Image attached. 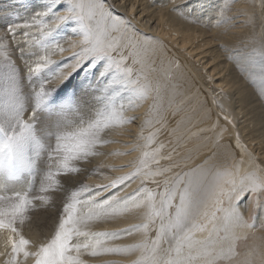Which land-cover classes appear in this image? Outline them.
<instances>
[{
  "label": "rangeland",
  "instance_id": "rangeland-1",
  "mask_svg": "<svg viewBox=\"0 0 264 264\" xmlns=\"http://www.w3.org/2000/svg\"><path fill=\"white\" fill-rule=\"evenodd\" d=\"M97 1L99 0H92L90 2L93 4V2ZM131 1L136 2L137 6L146 12L147 19L151 20L150 22H154L159 29L161 27L162 34L165 35L164 42L157 44V41L155 42L156 38L150 39L149 35H143L131 22L123 24L121 14H117L116 10L114 11L116 5L111 1L112 5L108 7L110 14L107 18L109 22L108 31L112 33L117 32V43L114 50H110V54L111 56L120 55L123 49L125 52L122 53L129 55V57H127L128 55L126 57L135 65L137 70L136 75L140 83L139 87L142 88L148 83H153L154 100L159 101L161 93L166 91V95L164 96L167 97V101L164 99L166 104L163 107L168 108L167 111L165 108L157 106L154 102V112L155 110H161L163 116L154 115L151 111L149 124L142 126L143 128L152 129L158 124L157 126L160 128L158 133L160 135L157 141L155 142V137L151 134L147 137V142L144 143L146 141L144 138V141L139 140V142L145 145L151 142L152 146L166 140L165 144L167 145L164 148L165 152H163L164 154L166 153V158L168 159L160 165L162 161H159L160 157L153 150L155 149L154 147L140 160L137 173L131 175L129 174L130 171L122 173L115 179L104 183L105 185L103 184L101 187H96L92 191H89L88 196L85 195L80 198L82 201L88 200L89 197L94 198L89 204L80 206V210H84L86 214L90 210L93 213H101L98 219H93L88 221V224L80 225L81 231L85 230L84 232L91 234L117 233L119 235L118 238H112L107 235L95 237L74 236L72 244H83L85 242L94 244L95 240L99 239L102 241L99 245L101 249H127L121 252H109L110 255H108V252H101L99 255L93 256L90 254L91 249L85 250L82 248L79 253V255H82H80L79 259L84 264H151L154 256L163 260L176 259L178 240L182 239L189 232L193 224L202 223L207 225L209 223L208 219L202 214L203 210H201L200 213H192L180 229L170 226V222L175 216L176 207L179 205V192L187 185L199 188L203 192H210L217 182H219L223 186L225 193L222 195L223 197H219L221 200L219 207L222 209L227 207L225 200L227 188L224 186L226 184L224 180L228 177V180H230L234 168L233 163L237 168L240 165L238 162L241 159L238 158L239 154L233 150V148H236L232 144V138L234 136L237 138L235 132L230 133L229 130L222 132L221 129H218V127L220 128L219 125L212 129L208 127L218 117L222 122L227 121L235 126L232 117L228 118V115H233L230 109V113L227 114L228 108L226 109V106L229 107L226 105L227 92L221 89L220 85L225 87V89H229L232 86L239 87L244 92V95L241 94L235 101L236 112L239 113L237 118L239 125L235 126V130L237 127L242 128L243 135L248 140L253 141V148L247 147L248 150L250 149L248 153L251 155L248 156L245 149L241 153L245 154V157H254V159L252 162L246 163L247 165L244 164L243 160L241 161L244 164L242 165L243 171L246 172H242V176H245L247 173H254L264 178V6H259V0L258 2L257 0ZM88 5L86 6L88 7ZM95 31L94 35L96 36L98 30L96 29ZM184 36L190 37L192 41L186 45L185 49H182ZM150 43L152 50L149 47ZM167 46H169V49ZM146 47L150 48V50ZM153 47L155 48L153 49ZM186 49H193L194 54L187 55ZM195 53L198 55L196 56ZM18 59H16V62L19 64V68L25 71L20 62L23 60L21 58ZM105 59L107 58L99 59V61L103 62ZM181 59H184L187 63H182ZM124 63V61L117 62V65H120V70H122L121 65H125ZM89 66L91 65L87 60V65L83 66V70L88 69ZM119 69L116 68L114 70ZM113 74L112 70L109 76L111 77ZM210 74H212L211 77L213 79L210 77ZM24 79L25 83H28V77H24ZM107 80L111 79L107 76L105 81ZM90 81L96 82V79L94 81V78H91ZM121 88L123 89H121L122 91H120L119 95L124 97L127 95V87L121 86ZM113 92H117V90H113ZM107 94L105 93V95ZM107 96H112V100H115L116 95L108 94ZM119 97L116 98L117 102L121 98ZM180 124L181 126H179ZM164 136L165 138H163ZM140 149L143 148L140 147ZM159 153L161 154V152ZM232 161L233 163H231ZM230 163L232 167H230ZM163 165L166 166L161 167ZM158 166L162 170V173L157 174V171L154 172L152 170ZM248 166L253 170L251 171V168H248ZM129 167L130 164L127 167H113V170L118 174V168L124 171ZM23 168L17 161H13V169L17 175L15 182L14 180H7L3 176H0V178L2 177L0 185H7L9 183L16 187L31 188L33 182L30 179L24 183L29 176V172L27 168ZM225 173H229L230 175L226 176L224 175ZM141 175H143L142 177L146 184L153 186L157 183L153 188L161 187L162 189L157 191L162 192L165 190L164 194L168 192L176 193L171 207L165 208L162 199L163 195H158V199H160L155 202V211L150 207V211L145 212L143 216H141V213L137 214L136 222L132 225L113 227L117 223L118 216L119 218L128 216L134 210L137 203L139 204L145 199L144 196L147 193L142 192L144 184L142 183L137 187L134 186L139 181ZM124 177L130 178L121 183L120 180ZM164 184L166 187H164ZM228 194H230V191ZM0 195L7 197V194L4 193V188ZM236 195L242 197H238L233 204L238 210L241 219L237 220L235 217L229 218L228 216H226V219L224 217L226 212L222 211L221 213L218 211L216 212L215 220L211 221L212 225L208 224L205 229L207 232L211 231L212 233L210 232L207 235L205 231H201L200 233V231L191 229L193 246L189 248L185 242L179 254L181 259L187 257L189 254L194 255L195 259L186 261V264H194L196 261V264H264V191L257 194L251 192L249 189H245L236 192L235 198ZM104 201H110L113 207L127 210L119 214H105V212L111 211L107 205L104 208L97 207V205L102 204ZM78 207L76 214L78 216H85L84 213L79 212ZM155 213L156 215H154ZM151 216L152 218L155 216V218L149 222ZM224 220L227 221L225 222ZM144 225L149 226L145 228ZM162 225L164 233L161 232ZM217 229H219V232ZM231 229H233V232ZM199 235H203V237H201L202 241L199 239L198 242L196 237ZM185 247L186 250H184ZM230 248L232 249L231 254L229 253ZM165 254L166 256H164ZM70 255L75 257L77 253L73 250L70 252ZM33 258L30 256L26 264H35V258ZM7 259H4V261ZM4 261L2 259L0 264H4Z\"/></svg>",
  "mask_w": 264,
  "mask_h": 264
},
{
  "label": "bare ground",
  "instance_id": "bare-ground-1",
  "mask_svg": "<svg viewBox=\"0 0 264 264\" xmlns=\"http://www.w3.org/2000/svg\"><path fill=\"white\" fill-rule=\"evenodd\" d=\"M90 1L92 2V0H55V3H54L53 0H0V53H5L10 57V60L12 61V63H14L17 66V68L20 70L19 74L23 77H28V68L30 66L34 67L35 64L40 62L41 58L46 56V55L49 56L52 61H54V64L50 65L51 68L55 69V68L59 67V68H62L65 72H67L69 74L76 72V70L72 68V65L76 63V59H75L76 54L81 53L84 48L90 47L91 45L82 43V41L84 40L83 29L81 28V25L77 20L70 19L66 22H60L57 18L59 16H63V15H71V13L69 12V8L73 7L75 5H78V4H83L85 6L84 7V13H85V15H87L89 9L86 5L92 4ZM111 1L114 5H116L114 11L116 10L117 14L118 13L121 14V16H122L121 21L123 22V24H127L128 22H131V24L133 26H135L137 28V30L140 31V33H142L143 35H149L150 39L156 38L155 42L157 41L156 42L157 44L164 42L163 39H164L165 35L162 34L161 27L159 29L158 26L155 25L154 22H150L151 20L147 19L146 12L144 10H142L141 8H139L137 6L136 2H133L131 0H99V1L95 2L96 4L93 2V5L99 6L97 9L94 10L93 18L91 20L86 19L84 21V23L92 29L93 35L96 32L95 30L97 29L98 33H97L96 37H99L104 42L105 45L112 44V49H111L112 51L114 50V47L117 43V40H116L117 39V34H116L117 32L112 33L110 31H108L109 22L107 21L108 20L107 18H108V15H110L109 11H108L109 10L108 7H111L110 6V5H112V3H110ZM259 1H260L259 6H264V0H259ZM257 2H258V0H257ZM49 5H51V10H49ZM76 11L79 12V9L77 8ZM15 25H19L20 27H14V34H13L12 32L8 31V28L10 26H15ZM49 30H51L52 35L46 37L45 33L49 32ZM127 33H128V30H127ZM129 33H130V31H129ZM115 34H116V36H115ZM133 38H134V36H133ZM191 41L192 40L190 39V37L184 36V38L182 40L183 45L181 48L185 49L186 45H188ZM56 43H58L64 49L63 52L59 51L58 49H56L54 47V45ZM150 45H151V43L149 44V47L151 48ZM150 48H147V49L150 50ZM154 48L155 47H153V49ZM167 48L169 49V46H167ZM151 50H152V48H151ZM186 51H187V55H190V54L193 55L194 54L193 49H191V50L186 49ZM122 52H125V51L122 49L120 55L111 56V61L109 59H105V61L100 62L99 61L100 58H96L94 67L89 66L88 69L83 70L84 69L83 66L87 65V60L89 61L90 65H92V57L89 56L88 58L83 60L82 64L79 67V71L74 73L73 76L68 81H66L63 85H61L59 89H57V91H59V92H66V93L70 94L71 91L73 90L74 85L78 84L81 81H90L91 78H94V81H95V79L99 76V73L101 71H103V69H105V66L108 65L109 63L112 64L110 71L113 70L114 74L111 75V77H110L109 76L110 71H109L107 76L111 80L113 79V77H115V82L111 85V87L105 93L116 95L115 100H112L111 104L108 105L107 107H105L104 105H101L97 111H93L91 114H78V117L76 119L70 120L68 122V127H67L66 131H77L81 128H86L89 123H92L97 118H100V116H99L100 112L104 113V118L107 120V127L102 126L101 130L97 133V140H96L95 146L92 148L93 154L89 155L86 159L74 160V161L70 162V166L74 167V168H78L79 171L70 172L67 174L61 173L60 175H55L57 168L60 167V162L62 160V156L56 157L53 160H49V154L52 153V149L48 146V144L51 143L52 146L54 147L55 142L54 141L43 142L41 144L31 145L25 154L26 160L32 161V163H31L30 167L27 168V171L29 172V176L27 177V179L25 180L24 183L28 182V179H30L33 182V184L29 183V184H32V187L31 188H24V187H20V186L16 187L15 185H11L9 183H7V185L3 184L4 185V193L7 194V196H11L14 191H20V192L29 193L31 198H37L40 196L47 197L46 200L34 199L33 200V206H31L29 208V211L25 214V216L21 218L23 222H21L20 219L17 220L16 227L18 229L19 236H23L25 239L30 241V244L27 246V249L29 252H35L42 244H47V241H49L51 238H53L54 231L60 222V217H61V213L63 211L64 205L69 202L72 191L81 189L82 187H86L87 189L92 191V189H94L96 187H101L104 183H107V182L111 181L112 179H115L117 176H119L122 173H125V172L127 173L129 171H130V173H129L130 175L133 173H137L138 172V164H139L140 160L142 159V157L145 154H148L149 151L152 150V148H154V147H155V149H153V150H155L156 153L158 154V157H160L159 161H162L160 163V165L163 163V161H167V159H168V158H166V153L164 154V152H165L164 148L167 145V144H165L166 140L162 141L161 143L158 142L152 146H151V142H148V145L144 144L145 142H147V139H148L147 137H149L151 134L153 137H155V142L157 141V138L160 135L158 133V131L160 129L157 126L158 124L156 126H154L152 129L142 127V126H147L149 124V121L151 120V118H150L151 111L154 113V115H157L159 117L163 116L161 110H159V111L155 110V112H154V102L157 106L165 108V107H163V105L166 104V101H167V97L164 96V95H166V91H163V93H161V99L159 101H157V100H154V94H153L154 87L152 85L153 83L152 84L148 83L146 86H143L142 88L139 87L140 83L138 82V76L136 75L137 70L135 68V65H134V63H131L130 60H128L127 57H129V55L127 54V52H126V54L128 56L123 54ZM146 53H148V52H146ZM146 53H144V54H146ZM147 55H150V54H147ZM195 55L197 56L198 54L195 53ZM18 58L19 59L21 58V60H23L20 62H21V65H23L25 71H23L21 68H19V64H17V62H16L17 61L16 59H18ZM130 58H131V56H130ZM146 58H148V57H146ZM0 60H2V57H0ZM119 61H124L125 65H121L122 70L119 69V70L115 71L114 69L117 68L115 66L117 65V62H119ZM198 61H199V58H198ZM181 62L185 63V64L187 63L186 61H184V59H181ZM65 65H67V67H65ZM102 66H103V69H102ZM125 68L132 70L130 77L124 75L123 70ZM44 75H47L48 79L50 81L49 83L46 84L47 88L59 87L61 82L53 80L51 78V73L46 72L45 74H42L39 77H32L31 79L28 78V83H26V84L30 85V88H29L30 91L32 89L38 90L39 84L41 82H43V80H44ZM107 76L104 78H101V82L105 81V78H107ZM211 76H212V74H210V77ZM120 84H122V85H120ZM121 86L127 87V91H126L127 95H125L124 97H121L119 95L120 91H122L121 89H123V88H121ZM220 86H221L220 87L221 89H224V91L227 92L226 93L227 94L226 105L229 106V107L226 106V109L228 108L227 114L230 113L229 109L232 111L231 113H233L232 116L228 115V118L232 117L233 123H235V126H238L239 121L237 120V118H238L239 113L236 112L235 101H236L237 97H239L244 92L239 87L232 86L229 89H225V87H223L222 85H220ZM11 87H12V81L7 78V74H6L5 69H3V67H0V109L3 108L4 102L6 99V92L9 91L11 89ZM112 89L117 90V92H113ZM105 93H104V95H105ZM247 94H249V93H247ZM118 97L120 99L117 102L116 98H118ZM167 109L168 108H165L166 111H167ZM30 115H31L30 111L26 112L24 118L27 119L28 116H30ZM226 118H227V116H226ZM157 120H158V118H157ZM217 120H219V121H217ZM158 122H160V121H158ZM213 122L214 123H212L208 126L209 129H210V127L212 129L213 127L219 125L220 128L218 127V129H221L222 132L229 130L230 133L235 132L237 134V138H236V136H234L232 138L233 147H236V148H233L234 152L239 154L238 158H240L241 161L243 160L245 165H247L246 163L252 162L254 157L253 158L248 157L251 154L248 153L250 149L248 150L247 147L251 148L253 146L252 145L253 141L248 140L245 137V135H243L242 128L237 127L235 130V126L231 125V123H229L227 121L222 122V120L219 117L214 119ZM222 123H224V124H222ZM179 126H181V124ZM155 129H158V130H155ZM143 138L146 141H144ZM163 138H165V136ZM139 140H143L144 145L140 144ZM229 144H231V143L229 142ZM140 147H142L143 149H140ZM243 149H245L246 152L248 153L247 157H245V154L241 153L243 151ZM159 152H161V154ZM52 155L55 156V153H52ZM226 155H228V154H226ZM243 157H245V158H243ZM164 159H166V160H164ZM241 161L238 162V164H240V165L237 164L238 165L237 168L235 167V164L233 163V161L231 162V163H233L234 168H233V173L230 176V181H233L234 183L224 182V183H226V184H224V186L227 188V193L225 195L226 196L225 200H226V205H227V207L225 208L226 210L234 207L233 206L234 202L237 200L238 197H241V196L236 195V198H235L234 195L236 194V192H239L240 190H245V189L250 190L249 180L244 179V178L250 177L254 173H247L245 176H242L243 175L242 172H245V171H243L242 165H244V164ZM231 163H230V167H232ZM129 164H130V167L128 169L126 168L125 169L126 171L125 170L123 171V169L118 168V174H117L113 170V167H121V166L127 167V165H129ZM252 165H253V163H252ZM164 166H166V165H163L161 167H164ZM248 168H251V167L248 166ZM152 170L154 172L157 171L156 172L157 174L162 173V170H160L159 166L156 168H153ZM250 170L252 171L253 169L251 168ZM254 170H255V167H254ZM149 172H150V170H149ZM49 173H53L51 178H49ZM260 173H261V171H260ZM204 174H207V173H204ZM143 175H141L139 181H137L136 185H134V186L137 187V186H140L142 183L144 184L143 188H142V192L147 193L144 196L145 199H143L139 204L137 203V205H139V206H136L134 208V210L128 214V216L122 217V218H119V216H118L117 221H116L117 223H115V225L113 227H121V226L124 227L128 224L132 225L134 222H136L137 214L141 213V216H143L145 212L150 211L149 210L150 207H151V209L154 210L155 204H156L155 202L160 199V198L158 199V195H164L165 190L162 192L157 191V190H160L161 187H158L155 189L153 188L157 183L156 184L154 183L155 185H153V186L146 184L143 180V177H142ZM153 176H154V174H153ZM255 176H257V175L255 174ZM257 177H259L261 180H264V178H262L260 176H257ZM0 179L2 180V177ZM145 179H147V178H145ZM148 179H150V178H148ZM226 179H227V181H229L228 180L229 177L225 178L224 181H226ZM242 179L244 180L243 183H241ZM14 182H15V180H14ZM165 183H166V180H165ZM158 184H159V182H158ZM10 186L13 188H11ZM42 187L48 188L49 191L41 192ZM164 187H166L165 184H164ZM229 191H230V194H228ZM251 192H253V191H251ZM260 192H262V191L253 192V193L258 194ZM0 193H1V191H0ZM88 193H89V191H85L83 193V195L81 197H79V199L85 195L88 196L87 195ZM149 194H151L152 198H150ZM84 204H87V203L79 204L78 210L80 213H84L86 216L87 215L86 212H84V210L83 211L80 210V206L81 207L85 206ZM223 206H221V207H223ZM97 209H99V208H97ZM220 212L222 213V211H220ZM105 214H106V212H105ZM161 214H163V213H161ZM154 215H156V213ZM149 216H150V214H149ZM226 216H228L227 213L224 214V217L227 219ZM153 217L155 218V216H153ZM199 217H200V215H199ZM154 218H152V216H151L149 218V222L151 220H153ZM217 218H218V216H217ZM205 221H207V220H205ZM220 222H222V221H220ZM208 224L212 225L211 222L207 223V225ZM147 226H149V225H147ZM218 226H220V225H218ZM225 227H226V225H225ZM229 227H230V225H229ZM219 229H217V231ZM228 229H230V228H228ZM232 230L233 229H231V231ZM204 231L207 232V230H204ZM221 231H223V230H221ZM143 232H146V231H143ZM210 232L208 231L206 234L209 235ZM200 233H201V231H200ZM202 233H204V232H202ZM196 234H197V232H196ZM214 234H215V232H214ZM203 235L202 236L199 235L198 237H196V240L197 241L199 239L201 240V237H203ZM216 235H217V233H216ZM220 235H221V233H220ZM19 236H17L16 234H11V239L18 241ZM212 238H213V236H212ZM216 238H217V236H216ZM238 238H240V237H238ZM228 239H230V237H228ZM205 241H206V239H205ZM206 243H207V241H206ZM221 245H222V243H221ZM209 247H210V245H209ZM146 248H147V246H146ZM184 250H186V247ZM10 252H11L10 234L7 230H0V253H3V255H0V263H1L2 259L4 261V259L8 258V254ZM174 253H175V250H174ZM209 253H207V254H209ZM207 254H205V255H207ZM80 255H82V254H80ZM80 255H79V258H80ZM108 255H110L109 252H108ZM164 256H166V254ZM192 256H194V255H192ZM212 262H210V263H212ZM196 263H197V261H196ZM196 263H194V264H196Z\"/></svg>",
  "mask_w": 264,
  "mask_h": 264
},
{
  "label": "snow or ice",
  "instance_id": "snow-or-ice-1",
  "mask_svg": "<svg viewBox=\"0 0 264 264\" xmlns=\"http://www.w3.org/2000/svg\"><path fill=\"white\" fill-rule=\"evenodd\" d=\"M53 2L55 3V0ZM84 7L83 4L70 7L69 12L71 15H63L57 18L60 22H66L70 19L77 20L83 29L84 40L82 43L91 45L84 48L81 53L76 54V63L72 65V68L76 72L79 71L83 60L89 56L92 57L91 66L93 67L95 66L96 58H107L111 61L110 50L112 49V45H105L99 37L93 35L92 29L84 23L86 19L91 20L93 18L94 10L99 6L88 5L89 10L87 15L84 13ZM77 8L79 12L76 11ZM49 10H51V5H49ZM14 27L20 26H10L8 31L14 34ZM51 35V30L45 33L46 37ZM54 47L61 52L64 51L58 43ZM0 57H2L0 67L5 69L7 78L12 81L11 89L6 92L4 106L0 109V176H3L7 180H15L17 175L13 169V161H17L24 168L30 167L32 161L25 158L28 148L31 145L51 141L55 142L54 147L51 143L48 146L52 149V153H55V156L50 153L49 160L62 156L60 167L57 168L55 175L79 171L78 168L71 167L70 162L86 159L89 155L93 154L92 148L95 146L97 133L101 130L102 126L107 127V120L104 118V113L100 112V118L89 123L86 128H81L77 131H66L68 122L76 119L78 114H91L93 111H97L101 105L107 107L111 104L112 98L104 95V93L115 82V77L112 80L103 82H101V78L108 75L112 64L106 65L105 69L99 73V76L96 78L97 82L81 81L73 86V90L69 94L59 92L57 89L76 72L69 74L62 68H51L50 65L54 64V61L49 56L42 57L41 61L36 63L34 67L30 66L28 68V78L39 77L49 72L53 80L61 82L59 87L47 88L46 84L50 81L48 76L44 75V80L39 84L38 90L32 89L31 91L29 90L30 85L25 83L24 77L19 74L20 70L12 63L10 57L5 53H0ZM117 69H119V65H117ZM131 71L128 68L123 70L124 75L128 77L131 76ZM29 111L31 115L25 119V113ZM52 175L53 173H49V178ZM224 175L230 174L225 173ZM129 178H121L120 182L123 183L124 180ZM244 179L249 180L251 191H264V180L255 176V174ZM225 182L234 183L230 180ZM243 182L244 180L242 179L241 183ZM3 188L4 186L0 185V191H3ZM46 191H49V189L41 188V192ZM85 191L90 190L82 187L71 192L70 200L64 205L60 222L53 238L47 244H42L35 252L27 250L30 241L23 236H19L16 224L18 219L23 222L21 218L33 206L34 199L46 200L47 197L31 198L29 193L20 191H14L11 196L7 197L0 195V230H7L9 232L11 242V252L8 254V259L4 261V264H26L30 256L35 258V264H84L79 259V253L82 248L85 250L91 249L90 254L93 256L99 255L101 252L126 251L127 249L121 248L101 249L99 245L102 241L99 239H96L94 244L90 242L72 244L74 236L95 237L107 235L112 238H118L119 235L117 233L91 234L81 231L80 225H85L90 220L98 219L101 215V213H93L91 211L86 216H78L76 214L79 204L90 203L94 199L93 197H89L88 200H80L79 197ZM224 194L223 186L219 182H217L210 192H203L191 185L185 186L179 192V205L176 207L175 216L172 218L170 226L180 229L192 213H200L201 210H203L202 214L209 222L215 220L216 212L218 211H225L229 218L235 217V219L240 220L241 217L235 207L228 210L219 207L221 204L219 197ZM149 195L152 198L151 194ZM175 196L176 193L174 192H168L163 195L162 199L165 208L171 207ZM106 205L111 209L106 214H119L127 210L113 207L110 201H104L102 204L97 205V207L104 208ZM144 227L146 228L147 225H144ZM206 227V224H193L192 230L204 231ZM192 230H189L182 239L178 240L176 259L163 260L154 256L151 264H186V261L195 259L191 254L183 259L179 256L185 242H187L189 248L193 246L191 240ZM161 232H163V225L161 226ZM11 234L19 236L18 241L12 240ZM73 250L77 253L75 257L70 255V252ZM229 253H232L231 248L229 249ZM0 255H3V253H0Z\"/></svg>",
  "mask_w": 264,
  "mask_h": 264
}]
</instances>
